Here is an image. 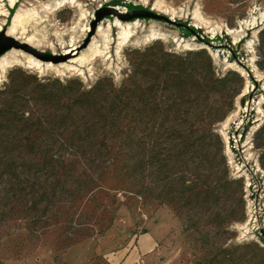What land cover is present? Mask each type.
Instances as JSON below:
<instances>
[{
    "label": "rangeland",
    "instance_id": "1",
    "mask_svg": "<svg viewBox=\"0 0 264 264\" xmlns=\"http://www.w3.org/2000/svg\"><path fill=\"white\" fill-rule=\"evenodd\" d=\"M66 1L46 11L48 0H19L14 6L10 0H0V36L56 56H63L73 42L78 48L66 63L87 49L89 45H83L89 37L90 43L94 38L102 42L97 32L99 25L103 30L111 25L108 58L94 57L79 75L75 72L60 75L53 68L39 71L24 65L13 66L8 68L0 90L9 86L10 74L21 71L33 84L37 80L65 86L76 81L88 90L99 80H109L119 89L131 75L129 61L137 51L144 52L154 44L176 55L207 51L217 76L224 77L227 72L234 71L244 78L235 110L226 121L214 126L223 140L229 177L240 182L241 186L236 187L237 199L242 201L240 205L244 206L245 213L244 222L232 224L235 236L228 245L256 242L264 247V167L256 133L264 125V69L260 65L259 48L260 33L264 29V0H76L75 4L65 5ZM106 7L126 13L152 10L183 26L135 19L133 21L140 24L136 37L119 55L114 16L106 15L92 30L98 10ZM21 10H37L41 18L30 20L25 30L12 34V24ZM196 11L205 22H197ZM254 19L256 24L251 26ZM217 27L213 35L211 29ZM227 29L240 32L230 34ZM152 30L166 35L165 39L145 43ZM190 30L222 48L206 47ZM185 43H195V50L186 49ZM228 47L250 68L257 80L256 87L237 66ZM15 51L25 53L21 49L8 48L0 57L12 56ZM17 55L24 59L23 55ZM251 95L253 101L248 110ZM30 109L36 107L31 105ZM36 126L34 137L41 140L44 134L41 115L36 116ZM46 146L49 153L51 147ZM56 167L60 172L61 191L54 198L55 207L43 205L39 211L25 212L19 205L3 208V200H0V264H120L129 255L128 264H192L195 255L200 254V243L194 239L201 236L194 234L191 240L185 232L186 222L175 215L172 207L123 192L114 171L104 177L95 175L69 155L57 157Z\"/></svg>",
    "mask_w": 264,
    "mask_h": 264
},
{
    "label": "trees",
    "instance_id": "2",
    "mask_svg": "<svg viewBox=\"0 0 264 264\" xmlns=\"http://www.w3.org/2000/svg\"><path fill=\"white\" fill-rule=\"evenodd\" d=\"M259 46L264 69V29ZM129 62L131 75L119 89L109 80L84 90L81 82L33 84L22 71L10 74L0 90L3 208L55 207L56 159L69 155L95 175L114 171L123 192L172 207L188 237L201 236L192 264H264L260 244L228 245L245 213L214 130L235 110L243 76H217L205 50L176 55L154 44ZM37 115L41 140L34 137ZM256 133L264 167V125Z\"/></svg>",
    "mask_w": 264,
    "mask_h": 264
},
{
    "label": "bare ground",
    "instance_id": "3",
    "mask_svg": "<svg viewBox=\"0 0 264 264\" xmlns=\"http://www.w3.org/2000/svg\"><path fill=\"white\" fill-rule=\"evenodd\" d=\"M19 0H10L11 6H14L16 3H18ZM48 4L45 5L44 9L46 11H51L55 8H57L62 0H48ZM71 2L72 4L77 3L76 0H67L64 4L67 5ZM40 17L39 13L37 10H29V11H19V13L16 15L13 26L11 28V33L14 34L20 29L25 30L26 24L30 20H38ZM194 18L197 20V22L202 21L205 22V20L200 16L199 12H195ZM248 23V22H247ZM199 24V23H198ZM196 24V26L198 25ZM256 21L255 19L252 20L251 26L255 25ZM139 22L136 20L134 22H122L118 21L116 18L114 19V26L117 29V46H116V51L120 55L122 52V48L125 46H128L136 37V32L139 27ZM113 28V26L109 25L106 30H103L102 27L99 25L97 32L99 34V37L102 38V42L98 41L97 39H93L87 49L83 51V53L76 59H70L68 62L64 64H58L54 65L52 63H42L38 59H34L32 56L27 55L23 53L22 51H15L13 53L14 55L9 56L8 54L3 55L0 57V85L1 82H3V78L5 74L7 73L8 68L13 67V66H21L24 65L28 68L32 69H37L39 71H42L43 69L47 68H53L56 73L60 75H65V74H75L79 75L80 73L83 72V68H85L87 65H89L87 62L90 60H93L94 57L96 56H103L105 58H108V53L107 49L109 48L112 38L110 36V31ZM1 29V27H0ZM218 30L217 28H212L211 33L215 35L216 31ZM227 32L230 34H238L240 30L238 29L237 31H231L230 29H227ZM164 34H161L160 32L156 30H152L148 36L145 38V43L151 42V40L155 39H165ZM184 47L188 50H195V43L194 44H189L185 43ZM77 46L73 44L70 46V48L66 49L64 52L65 54H73L77 50ZM17 54H20L24 56V59H20ZM78 56V54H76ZM229 63V62H228ZM232 67H235L234 64H230ZM255 69V67H254ZM51 70V69H50Z\"/></svg>",
    "mask_w": 264,
    "mask_h": 264
},
{
    "label": "water",
    "instance_id": "4",
    "mask_svg": "<svg viewBox=\"0 0 264 264\" xmlns=\"http://www.w3.org/2000/svg\"><path fill=\"white\" fill-rule=\"evenodd\" d=\"M106 15L109 16H114L118 21H122V22H134L133 20L135 19H153V20H160L163 22H166L172 26L175 27H179V26H183V24H181L180 22H176L175 20H172L171 18H168L166 16H161L155 12H153L152 10L147 11L144 9L141 10H135L134 12L131 13H126L124 11H120L119 9H116L114 7H106V8H102L99 9L97 14H96V18L94 20V24L92 25V30H95L96 25L100 22V20L103 17H106ZM186 28L189 29V26H185ZM198 40H200L202 43H204V45L206 47H212V48H222L221 46H216L212 41H207L205 40L202 36H200L198 33H196L193 30H190ZM90 37L86 40V42L84 43V47H87L90 44ZM8 48H15L18 50H23L26 54L31 55L33 58H37L38 60H40L41 62H45V63H53V64H63L65 61L68 60V58L71 56V54H64L63 56H56L53 54L47 55L44 54L42 52H39L38 50H34L31 47H29L27 44H24L22 42H17L14 39L8 38V37H1L0 36V56L2 55V53H4V51H6V49ZM229 48L230 53L233 56L234 61L236 62L237 66L241 67L245 73L254 81V85L255 87L257 86V80L255 79L254 75H252V72L250 70V68L242 61H240L239 59L236 58V56L233 54V50ZM255 90V89H254ZM253 101V96L251 95L249 97V106H248V110L251 109V103Z\"/></svg>",
    "mask_w": 264,
    "mask_h": 264
},
{
    "label": "crops",
    "instance_id": "5",
    "mask_svg": "<svg viewBox=\"0 0 264 264\" xmlns=\"http://www.w3.org/2000/svg\"><path fill=\"white\" fill-rule=\"evenodd\" d=\"M129 257H130V255L129 256H127L120 264H128V262H129Z\"/></svg>",
    "mask_w": 264,
    "mask_h": 264
}]
</instances>
